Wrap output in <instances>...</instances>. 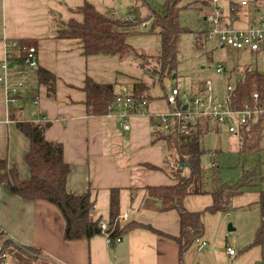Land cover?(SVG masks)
Masks as SVG:
<instances>
[{"label":"crops","instance_id":"crops-1","mask_svg":"<svg viewBox=\"0 0 264 264\" xmlns=\"http://www.w3.org/2000/svg\"><path fill=\"white\" fill-rule=\"evenodd\" d=\"M243 1L247 4L242 5ZM86 2L100 13L114 17L124 15L128 4V0H0V77L7 82H0V160H7L17 168L21 180H28L30 169L25 157L30 141L17 128V120L46 123L45 138L63 146L65 162L71 168L67 190L76 195L90 191L94 218L109 221L111 191L118 189L119 218L131 209L129 220L120 222L121 225L134 222L139 226L124 233L120 242H109L103 234L70 241L65 235L66 220L56 205L44 200H25L0 185V232L17 245L41 250L57 264L257 263L264 258V248L252 246L254 236L235 250L226 233L227 219L222 212L203 214L202 239L208 245L199 249L194 240L181 262L179 213L165 209L147 193L149 186L176 183L163 170L167 147L163 141L154 142L151 123V116L172 111L166 99L170 90L157 87L158 80L163 85L166 78L176 77L173 73L161 81L160 75L153 71L157 65L152 59L159 55L162 40L157 33H148L151 12L144 15L140 12L146 22L140 33L127 38L132 49L124 54L86 56L79 40L61 37L69 22L83 23L84 17L76 9ZM250 3L257 12L264 8V3L257 4L254 0H231L228 8L222 9L223 22L237 30L247 29L251 22ZM204 6L211 14L214 5L208 0ZM210 14L206 15V22ZM22 41L35 42L31 47L37 48L38 66L26 71L28 77L19 88L20 73L24 70L22 53H26L27 47L20 45ZM257 55V59L264 56V42ZM40 70L54 76L53 96L39 81ZM247 71L250 69H243L237 78ZM256 72L264 73V68ZM87 77L99 84L115 85L116 93L123 96L132 94L135 86L149 87L151 98L145 111H130L129 131L122 129L121 114L127 111L125 108L114 105L105 116L90 113L84 90ZM204 85L199 86L196 95L205 93ZM14 88L19 89L16 95ZM217 125L211 120L209 131L213 127L218 131ZM259 200L260 191L242 193L233 198L232 206L238 211ZM212 202L210 194L191 195L185 199V206L191 212H201ZM229 247L235 250V255L228 253Z\"/></svg>","mask_w":264,"mask_h":264},{"label":"trees","instance_id":"trees-1","mask_svg":"<svg viewBox=\"0 0 264 264\" xmlns=\"http://www.w3.org/2000/svg\"><path fill=\"white\" fill-rule=\"evenodd\" d=\"M180 0H166L163 11H151V25L148 33H157L162 40L159 55L152 59L157 65L154 73L160 79L171 76L179 65V42L186 32L180 24ZM254 3H264V0H254ZM84 17L83 23L71 21L62 31L61 37L77 39L81 42L83 53L91 55L124 54L131 50L127 38L140 33V27L146 19L141 17L138 10L133 9L114 17L111 14H102L95 6L86 2L76 9ZM22 47L35 45L33 41H22ZM24 56L26 53L23 51ZM146 64V63H145ZM39 81L48 87L50 96L55 93V78L46 70L39 71ZM232 94V107L242 108L252 93L259 91L264 95V73L247 71L242 77L236 79ZM84 90L86 92V105L90 113L97 116L108 115L113 109L119 95L115 85L99 84L90 77L86 78ZM171 93V92H170ZM169 93V94H170ZM169 94H167L166 99ZM137 102H148L151 98L149 87L141 84L134 87L130 95ZM168 101V100H167ZM179 98L177 106H171L172 111L183 110ZM131 113L140 112L138 107L130 110ZM170 125L160 116H151L154 127V142L163 141L167 147L168 155L163 170L176 181L175 185L162 187H147V193L158 199L165 209L176 210L181 221L180 243L181 262L185 252L192 242L203 236V214L209 212L229 213L233 210L232 201L237 195L243 193L247 186L253 185L249 176L239 184L220 182L218 178H209L207 171L201 163L205 150L202 145L203 137L209 132L211 118L195 115L189 120L188 133L182 131L183 124L178 119L169 118ZM17 128L30 141V150L25 159L30 169V178L21 180L15 166H10L7 160H0V185L7 191L25 200H44L56 205L66 220V239L78 240L91 238L103 234L99 226L100 219L93 216L94 204L91 193L76 195L67 190V180L71 171L65 162L63 146L60 143L48 141L45 138L46 123H35L17 120ZM264 136V121H259L251 128H241L238 135L241 141V152L250 153L260 148V141ZM216 163H213L215 165ZM155 168V167H152ZM210 194L212 205L201 212H191L185 206V199L191 195ZM257 206L262 215L252 246L264 248V190H260V200L249 207ZM120 205L119 190L111 191L110 219L112 225L110 238L121 237L132 228L139 226L131 222L122 226L119 221ZM0 255L5 253L13 257V264H57L44 256L41 250L31 246L17 245L3 231L0 232ZM11 264V263H9Z\"/></svg>","mask_w":264,"mask_h":264},{"label":"rangeland","instance_id":"rangeland-1","mask_svg":"<svg viewBox=\"0 0 264 264\" xmlns=\"http://www.w3.org/2000/svg\"><path fill=\"white\" fill-rule=\"evenodd\" d=\"M165 2L166 0H128L126 12L136 9L144 15L152 10L163 11ZM204 3H208V0H180L178 3L180 24L186 32L179 42L180 59L174 72L176 78H166L163 85L158 80L157 87L161 90L164 87L170 92L174 87H178L182 95L192 97V94L199 93L200 85L210 81L214 96L222 100L227 94L228 85L235 84L237 76L243 69L249 68L250 72L263 70L264 56L257 59V53L250 49L220 48L217 39H207L206 32L209 26L204 19L210 12ZM220 6L226 10L228 2L222 1ZM250 10V24L254 19L261 20L264 17V8L257 12L254 4L250 3ZM217 65H221L225 69L224 72L218 73ZM216 127L219 128L218 131L214 127L210 128L202 140L205 153L201 163L208 177L218 178L223 183L239 184L244 177L250 175L253 185L245 187L243 193L255 194L264 190V136L260 141L259 150L242 153L238 135L229 132L225 124H218ZM213 156L217 157L215 165ZM231 212L225 213L226 233L231 237L230 242L234 244L235 250H238L241 245L249 243L250 238H254L263 218L258 207H247L238 211L233 208ZM229 225H232L235 231H228ZM13 262H15L13 257L7 255L5 264Z\"/></svg>","mask_w":264,"mask_h":264},{"label":"built area","instance_id":"built-area-1","mask_svg":"<svg viewBox=\"0 0 264 264\" xmlns=\"http://www.w3.org/2000/svg\"><path fill=\"white\" fill-rule=\"evenodd\" d=\"M214 5V10L207 17V23L209 30L206 32L207 39L213 38L217 39L220 46L232 47L234 49H250L251 51L257 53L262 48V43L264 42V17L261 20L254 19L253 22L247 29L237 30L232 28L223 22L222 18V8L220 3L222 1L230 2L231 0H209ZM247 2L243 1L242 5H246ZM26 55L24 57V70L20 73L22 81L19 84V88L24 86V79L28 77V69L37 68V48L36 47H25ZM5 69H8L7 64L4 65ZM224 68L221 65H217L216 71L218 73L224 72ZM0 82H6L5 77H0ZM7 87V86H6ZM205 93L201 95H196L193 97H187L186 94L182 95L178 88H174L169 94L167 100L171 106H177L179 98L182 101L183 110H176L165 114L159 115L166 126L170 125L169 117L171 116L173 121L177 119L183 124L182 131L187 132V127L189 125V120L193 115H204L205 117L211 118L212 121L218 124H225L228 126L229 132L239 135L240 129L247 127L251 128L259 121H264V95L259 91L252 93L249 100L244 103L242 108L232 107V94L234 91V86L228 85L227 94L221 100L215 97L213 94V89L210 81H207L204 85ZM14 95L19 91L18 88L12 89ZM11 101H15L12 98ZM116 107H121L127 109L126 112L121 114L122 129L129 131L131 125L129 122L130 110L134 107H138V110L143 113L146 108V102L139 103L131 96H119L114 104ZM215 156H213L214 163H216ZM131 209H128L120 218L121 223H125L129 220V214ZM99 226L101 227L103 235H105L109 242H113L110 238V230L112 225L109 221L100 220ZM121 237L114 239V242H120ZM195 242L199 249L204 248L208 243L201 237L196 238ZM230 255H235V250L233 248L227 249ZM7 255H0V264H5ZM255 264H264V258Z\"/></svg>","mask_w":264,"mask_h":264},{"label":"water","instance_id":"water-1","mask_svg":"<svg viewBox=\"0 0 264 264\" xmlns=\"http://www.w3.org/2000/svg\"><path fill=\"white\" fill-rule=\"evenodd\" d=\"M235 229L233 228V226L232 225H229V227H228V231H230V232H232V231H234Z\"/></svg>","mask_w":264,"mask_h":264}]
</instances>
